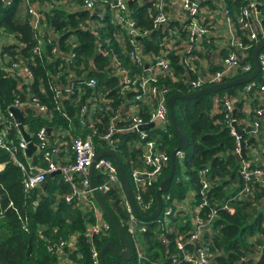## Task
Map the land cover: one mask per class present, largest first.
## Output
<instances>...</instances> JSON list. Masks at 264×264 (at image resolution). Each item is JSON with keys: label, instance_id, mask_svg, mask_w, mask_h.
Segmentation results:
<instances>
[{"label": "trees", "instance_id": "1", "mask_svg": "<svg viewBox=\"0 0 264 264\" xmlns=\"http://www.w3.org/2000/svg\"><path fill=\"white\" fill-rule=\"evenodd\" d=\"M30 1L39 3L45 24L54 38L51 45L45 47L44 52L34 54L33 49L38 39L29 25L28 15L26 13L21 15L20 5L22 1L11 0V4L5 6L3 0H0V34H6L15 41V44L1 48L0 59H4L3 65H7L5 68L11 66L13 62L21 60L32 74V79L27 80L20 75L7 73L3 67H0V114L5 119L4 123L0 122V133L5 132V140L8 144L17 146L20 140L19 131L13 120L8 117L9 109L15 100L23 105L32 100H37L39 104L47 107L46 115L38 114L31 107L23 106L21 109L23 113L22 125L30 134L34 145L38 143L37 133L41 129L45 131L48 128L51 129L46 152L51 153L50 148L54 147L56 143H65V145L60 146L58 156L52 157L53 162L58 165H68L73 162L74 157L69 147L70 139H85L90 136L97 154L108 151L106 145L99 139L109 122V112L99 113L104 111V103L95 104L94 116L87 115L85 118L86 121L93 120L95 133L90 128L80 124V110L90 98H94V91L105 94L102 95L103 98L112 99L113 110H115V106L121 103V96L114 88L117 87L116 80L102 73L106 66L115 62L129 71L132 76L139 74L143 68L132 63L128 56L129 48L127 46L122 42L115 41L118 39L119 28L111 24L112 11L110 13L109 9H106L104 14L99 9L92 13L84 10L73 11V6H81L83 0ZM108 1L111 2L112 0ZM216 2H222L229 10L231 30L235 38L240 40L243 45H249L246 33L241 31L236 24L244 3L241 0H203L200 5L214 9ZM257 2L260 5L259 17L264 21V0H257ZM155 3L156 0H132L128 4L130 18L136 24V28L147 33L138 38V43L143 47L145 54L152 56L159 54L164 49L163 39L175 38L171 35L172 32L179 33L180 41L186 42L188 39V34L181 32L180 29L183 24H188V20L179 24L168 18L165 26L153 28V19L158 13ZM162 11L166 16L165 7ZM80 25H93L98 30V37L95 38L88 29L81 30ZM72 37L78 42V47L73 50L77 52V57L68 63L65 60L70 51L67 41ZM263 38L261 34H258L257 41L251 43V49L246 51L247 58H245L246 62L243 65L250 64L252 70V50ZM122 40L125 39L122 38ZM52 46L58 47L62 57V59L53 62L55 66L61 65L62 76L57 81H53L50 77V75L56 76V71L50 63V60L54 59V55L51 53ZM190 51L192 50L190 49ZM260 53L264 54V48ZM168 58L170 60L169 72L159 78L158 86L166 90L168 97L174 93L189 94L195 92L187 85L188 80H195L198 77L194 70L191 72L189 67L185 65L183 57L174 55L173 52L169 54ZM222 69L221 64V68L218 67L217 70L221 71ZM214 71V68L210 69V72ZM251 72L238 71L234 76L228 77L227 80L232 81ZM80 73H84L87 79L96 80V88L84 87L82 93L79 94L78 91L74 90L67 99H62L57 103L54 93L49 88V82L57 83L59 87V84L67 83L70 74L79 77ZM259 81V76H257L251 82L258 84ZM246 86L247 84L238 85L194 100L178 99L173 106L178 125L189 140V146L185 151H182V156L175 157V179L183 175L191 178L190 187L191 183H194L196 190H199L197 171L206 167L209 168L208 177L211 181V187L207 192L208 209L217 210L212 222L211 251L214 254L213 264H264V251L262 252V248H264V188L257 187L253 197L233 203L230 214L217 209L237 192L240 184L238 176L240 164L235 158L237 148L235 139L230 134V128L224 124L222 101L216 102V100L222 98L235 100L233 104L235 120L241 129L251 127L254 121L260 120L257 129L259 135L256 137L253 135L254 141L250 148L254 147L257 137H262L264 117H258L254 112L262 105L254 108L250 105L251 112L249 114L245 112L246 100L255 95L256 90L245 93ZM61 93L65 95V92ZM127 97L131 98L133 95L129 94ZM255 103L256 100L253 101V104ZM57 106L60 109L57 110ZM169 131L170 138H164L162 143L170 155L177 146V136L171 123L169 124ZM59 137H62L61 140ZM119 137L122 138H120L115 154L122 165L126 178L129 180L128 165L136 163L137 159L135 152H131L129 156L127 153L126 140L129 141L130 135L125 137L119 135ZM121 141L124 142L121 143ZM248 151L249 148L246 149L247 155H249ZM123 155L125 156L123 157ZM42 156L43 151L36 152L28 161L25 154L19 151L15 158L29 171L30 168L44 170L47 162L43 160ZM127 156L130 158L125 159ZM0 167H2L0 170V264H58L56 255L50 253L48 248L49 246H56L60 242L68 241L71 236H77L75 244L77 249L69 254L73 264H93L91 248L93 247L99 253L108 242H112L118 252L122 251L123 244L113 228L107 236L95 237L91 242L82 237L81 233L85 227L84 214L64 203L63 196L70 192V187L63 181L61 175L51 179L47 176L45 187L25 191L23 172L17 167L10 155L1 149ZM168 172L169 169L164 170L162 180L168 175ZM175 179L170 187L171 192L169 191L172 195L176 189ZM100 181L102 178L94 170V185L97 186ZM186 185L188 187V183ZM157 188L158 185L152 190L153 209L156 205L155 193ZM100 199L114 220L120 225L121 232L126 237L116 213L115 192L101 195ZM259 249L261 251L256 254ZM131 263H134L133 259L124 262L110 251H106L103 256V264Z\"/></svg>", "mask_w": 264, "mask_h": 264}, {"label": "built area", "instance_id": "2", "mask_svg": "<svg viewBox=\"0 0 264 264\" xmlns=\"http://www.w3.org/2000/svg\"><path fill=\"white\" fill-rule=\"evenodd\" d=\"M131 1L83 0L81 6H73V11L84 10L88 13H92L98 9L101 10L102 14L106 12V9H109L110 13L112 11L110 22L119 28L118 39L115 41L122 42L127 46L129 48L128 56L132 63L137 65V67L143 68L139 74L132 76L129 71L123 69L115 62L106 66L102 73L116 80L117 87L114 88L115 90L117 89V92L121 96V103L115 106V110H113L112 99L103 98L102 95L105 94L94 91V98H90L80 110V124L83 127L90 128L95 133L93 120L89 119L86 121L85 118L87 115L94 116L96 112L95 104L104 103V111L99 113L109 112V122L105 132L99 136V139L106 145L108 151L115 154V150L120 143V138H122L119 135L124 137L130 135L129 141L126 140L128 146L127 153L129 156L131 152H135V158L137 159L136 163L127 164L129 169V180L127 179V181L130 195L138 214L142 217H148L156 209V205L153 209L152 190L157 185L159 187L163 172L168 169L170 158L162 143L164 138H170V121L167 107L168 96L166 90L158 86V80L169 72L170 60L168 57L170 53L173 52L174 55H178L180 52H188L190 51L189 45L196 41L209 42L210 29L207 27L209 26L208 24L204 25L201 21L200 13L202 9L198 1L180 0V11L184 17L182 22L184 23L188 20V24L182 23L183 25L180 26V29L181 32L188 34L187 41H180L179 33L172 32L171 35L175 38L163 39L164 49L159 54L154 56L145 54L143 47L138 43V38L145 36L147 33L141 32L136 28V24L130 18L128 3ZM163 1L159 0V2L156 1L155 3L158 13L153 19L154 29L165 26L168 22V18L162 11L164 7ZM241 1L244 3V6L240 9L236 24L241 31L246 33L247 41L250 44L243 45L240 40L235 38L231 30L229 10L222 2H216L214 12L220 15V21L227 32V55L222 61L223 69L221 71L198 76L195 80H188L187 85L192 90L197 91L205 87L220 84L224 78L227 81L228 77L234 76L238 71L244 73L251 72V65H243L244 63L241 64L240 61L247 58L246 51L251 49V43L257 41L258 34L264 37V21L259 17L260 10L257 9L259 5L257 0ZM3 2L5 6L11 4V0H3ZM38 4L37 1L24 0V8L25 13L28 15L29 25L38 39L33 49L34 54L44 52L45 47L51 45L54 38L50 29L45 24L41 7ZM80 28L81 30L88 29L95 38L98 37V30L93 25H80ZM122 38L125 40H122ZM11 44H15V41L10 37L8 45ZM67 44L70 51L67 53L65 60L71 63L77 57V52L73 50L78 47V42L72 37L67 41ZM52 47L51 53L54 55V59L50 60V63H52V68L56 71V76L52 77L50 75V77L53 81H57L62 76L60 72L61 65L55 66L53 62L60 58L62 59V57L58 47ZM257 60L260 81L258 84L247 83L245 93H251L256 89L255 94L260 99L259 106H262L254 112L256 116L264 117V54L259 53ZM111 61L114 60L111 59ZM5 71L20 75L23 79H32L30 70L21 60L13 62L11 66L5 68ZM96 86V80L87 79L84 73H80L79 77L70 74L67 83L64 85L59 84V87L57 83L52 84V81L49 82V88L54 93L57 103L62 99H67L74 90L78 91L79 94L82 93L84 87L95 89ZM61 92H65V95ZM129 94H132L133 97L128 98ZM221 101L224 111V124L230 128V134L234 137L237 146L235 153H238L239 137L231 126L232 122L236 123L235 117H232L235 100L224 98L216 100V102ZM23 106L31 107L38 114L42 115H46L48 111L47 107L39 104L37 100H32L25 105L15 100L12 107L22 109ZM58 109H60L59 106H57ZM245 112L249 114L251 111L248 110L247 112L245 110ZM8 117L13 120L10 112H8ZM259 121H254L251 127L249 126L252 135L258 136L256 132ZM0 122H5L1 114ZM97 122L100 121L97 120ZM150 123H153L154 127L140 130V127ZM5 137V132H1L0 149L7 152L17 167L23 172V188L25 191H31L39 187L40 184L45 182L49 173L59 171V175H61L63 181L70 187V192L63 196L64 203L80 210L84 214L85 227L81 233L82 237L91 242L95 237L107 236L110 233L113 227L104 214H102L93 198L92 189H90L88 170L97 154L90 136L85 139H70L69 147L74 157L73 162L68 165H58L52 161V157L54 155L58 156L60 146L65 145V143H56L54 147L50 148L51 153L46 152L45 149L49 145L48 136L46 131L41 129L37 133L38 143L35 146L36 152L43 151L42 158L47 162V166L44 170L35 169L36 173H33V169L31 168L30 171L29 169L27 170L15 158L17 152L21 151L24 153L26 149V143L20 134L17 146L8 144ZM123 142L121 141V143ZM248 148L249 151L255 149L254 147ZM257 153L261 156L264 154V151ZM176 156L181 157L182 152L177 153ZM127 157L125 159L130 158ZM94 170L102 178V181L97 186L93 183ZM93 172L91 183L93 190L99 197L101 195H108L111 192H115L116 194V213L127 237L126 239L123 235L130 248L131 260L133 259L135 264H213L214 254L211 251L212 222L217 210L208 209L207 192L211 187V181L208 177V167L197 171L196 176L199 190H196V184L194 183H191L190 187L191 178L189 179L183 175L175 179L173 176L169 189L160 194L162 206L159 214L154 219L148 221L138 218L135 214L112 159L108 157L98 159L94 163ZM238 173L240 184L237 192L217 207V209L225 211L228 214L232 212L233 203L253 197L257 187L264 188V164L256 161L253 155H247L246 153V157L241 160ZM174 179L176 189L172 195L169 191ZM186 183H188V187L187 185L185 186ZM118 226L120 228V225ZM76 239L77 236H71L68 241L60 242L56 246H49L48 250L50 253L56 255L58 264H73L69 258V254L77 249L75 245ZM260 251L259 249L256 254ZM98 254L92 247L91 259L93 264H100Z\"/></svg>", "mask_w": 264, "mask_h": 264}, {"label": "water", "instance_id": "3", "mask_svg": "<svg viewBox=\"0 0 264 264\" xmlns=\"http://www.w3.org/2000/svg\"><path fill=\"white\" fill-rule=\"evenodd\" d=\"M130 4V2L128 3ZM257 9L260 10V5L257 6ZM264 48V38L254 47V49L252 50V55H251V61L253 64V70L251 73L244 75L240 78L234 79L232 81H226V79L224 78L222 80V83L220 84H216V85H212L209 87H205L202 89H199L193 93H189V94H181V93H174L172 95H170L167 98V107H168V115H169V121L176 133L177 136V146L176 148L171 151L170 153V158H169V165H168V175L159 183V187L156 190L155 193V199H156V209L155 211L148 217H142L138 214L132 197L130 195V190H129V184L127 181V178L124 174L123 168L120 164V161L118 160V158L116 157V155L112 152H101L96 154L94 161L92 163V165L90 166L89 170H88V178L90 180V189H92V195L93 198L95 200V202L97 203L99 209L101 210L102 214H104V216L109 220V222L111 223L118 239L121 240L122 244H123V250L121 252H118L114 246V244L112 242H108L100 251L98 254V258H99V263L103 264V256L104 253L106 251H110L115 257L120 258L121 260H123L124 262H128L131 259V252H130V248L127 244V241L125 240V237L123 236L118 224L115 222V220L112 218V216L109 214V212L107 211L106 207L104 206L102 200L100 199V197L96 194V192L93 190V186L91 183V178H92V172H93V166L94 163L100 159V158H104V157H108L110 159L113 160L118 172H119V176L121 178V181L123 183L125 192L127 194V197L129 199V201L131 202L134 212L137 215L138 218L144 220V221H148V220H152L154 219L160 212L161 210V199H160V194L163 192H166L169 189L170 183L172 181V178L174 176V172H175V157L177 155V153L185 151L188 146H189V140L187 138V136L182 132V130L180 129L178 122L175 118V114H174V110H173V106L176 100L181 99V100H194L197 99L199 97L202 96H206L209 94H213V93H218L220 91H224L228 88H232L238 85H244L247 83H250L251 81H253V79H255L258 76V54L263 50ZM244 62H246L245 59L241 60L240 63L243 64ZM9 112L12 114L13 116V120L15 122L16 128L19 131V134L21 136V138L23 139V141L26 143V149L24 151L25 156L27 158L28 161H30L31 157L33 154L36 153L37 149L36 146L32 143L31 141V137L30 135L25 131L23 125H22V120H23V113L22 110L17 108V107H11L9 109ZM232 117H235V110L232 112ZM232 128L234 129L236 135L239 137L238 143H239V151L238 153H235V158L238 164L241 163V160L243 158L246 157V149L248 147L251 146L252 142L254 141V137L248 138V139H244V136L249 134L251 132V128L250 127H246L245 129H241L239 128L235 122H232L231 124ZM154 127L153 123H150L148 125L142 126L140 127V130H146L148 128H152ZM51 129L48 128L46 129V134L47 136L50 135ZM256 135H258V132H256ZM33 173H36L37 171L35 169L32 170ZM60 172H54V173H49L48 174V178H54L55 176L59 175ZM239 176V173H238ZM46 182H43L42 184H40L39 187L43 188L46 186ZM264 251V248H262V252Z\"/></svg>", "mask_w": 264, "mask_h": 264}, {"label": "crops", "instance_id": "4", "mask_svg": "<svg viewBox=\"0 0 264 264\" xmlns=\"http://www.w3.org/2000/svg\"><path fill=\"white\" fill-rule=\"evenodd\" d=\"M156 1L159 2V0ZM196 1H198L199 4H201L203 0H196ZM163 4L164 7L166 8V17L169 18V20H173L175 22H178L179 24L183 23L182 21L184 20V17L180 11V0H164ZM200 6H202L201 7L202 11L200 13L201 21L204 25L205 24L209 25L207 26L208 29H210V37L208 38L209 42L206 43V41H201V42L196 41L195 43L193 44L191 43L189 45L190 46L189 50L191 49L192 51H188L186 52V54H184V52H180L178 54L180 57H183V61L185 65L189 67V70L191 72L194 70L197 76L205 75L206 73H211L210 69L212 68H214L215 71H219L217 70V68L218 67L221 68L222 61L224 57H226L227 55L226 50L228 44L227 32L224 25L218 18L219 14H215L213 8L210 9L208 7H205L204 5H200ZM8 41L9 40L5 42L4 46L7 45ZM254 100H256L255 104H253ZM259 104H260V99L257 96V94H255L253 96H250L248 100H246L244 110H246L247 112L248 110L251 111L250 105L252 106V108H254L256 106H259ZM262 132L264 136V125L262 128ZM62 137H59L60 140ZM251 137H253V135L250 133L245 135L244 139L246 140ZM262 151H264V149ZM251 152L253 153V157L256 159V161H258L261 164H264V156L263 155L259 156V154L257 153L259 152L258 150L254 149L252 151L251 149ZM1 169L2 167H0V170Z\"/></svg>", "mask_w": 264, "mask_h": 264}, {"label": "rangeland", "instance_id": "5", "mask_svg": "<svg viewBox=\"0 0 264 264\" xmlns=\"http://www.w3.org/2000/svg\"><path fill=\"white\" fill-rule=\"evenodd\" d=\"M22 2H21V5H20V12H21V15H23V14H25V8H24V0H21ZM67 8V7H66ZM218 18L220 19V15L218 16ZM1 33V32H0ZM9 39V41H8V43H7V45L10 43V37H8L6 34H0V50H1V48H3V46L5 45V42L7 41ZM6 60V59H5ZM3 61H4V59H0V67H3L4 69H5V67L7 66V65H3ZM207 74V73H206ZM205 74V75H206ZM201 76H204V75H201ZM261 133H262V137L260 136V137H257L256 138V143H255V145H254V148L256 149V150H258L259 152L260 151H262L263 150V148H264V137H263V132L261 131ZM249 152V155H253V153L251 152V151H248ZM118 154V153H117ZM179 169H180V167H179V164H178V171H179ZM131 264H135V263H131Z\"/></svg>", "mask_w": 264, "mask_h": 264}]
</instances>
